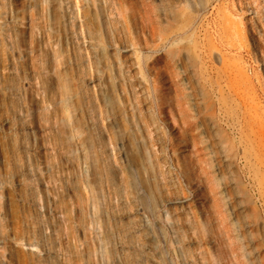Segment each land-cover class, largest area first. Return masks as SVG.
Instances as JSON below:
<instances>
[{
	"label": "rangeland",
	"instance_id": "1",
	"mask_svg": "<svg viewBox=\"0 0 264 264\" xmlns=\"http://www.w3.org/2000/svg\"><path fill=\"white\" fill-rule=\"evenodd\" d=\"M0 264H264V0H0Z\"/></svg>",
	"mask_w": 264,
	"mask_h": 264
}]
</instances>
